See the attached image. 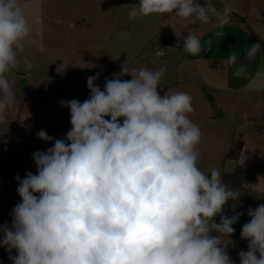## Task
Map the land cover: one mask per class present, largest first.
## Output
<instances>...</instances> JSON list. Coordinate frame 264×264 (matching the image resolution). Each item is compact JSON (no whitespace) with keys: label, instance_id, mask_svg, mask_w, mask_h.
Segmentation results:
<instances>
[{"label":"clouds","instance_id":"1","mask_svg":"<svg viewBox=\"0 0 264 264\" xmlns=\"http://www.w3.org/2000/svg\"><path fill=\"white\" fill-rule=\"evenodd\" d=\"M231 11L226 6L217 15V27L228 23ZM153 14L210 21L197 0H139L128 19ZM32 34L20 0H0V124L15 103L4 74L17 67ZM115 36L128 38L125 32ZM211 46L210 40L202 46L194 32L183 37L191 56ZM260 50V43L252 44L247 57ZM221 62L234 66L237 57ZM31 67L26 60L25 69ZM166 71L130 70L125 63L103 90L94 83L97 73L87 78V99L66 102L70 130L46 151L33 153L35 174L15 178L22 199L11 210V224L0 226V247L12 264H235L227 246L243 213L235 206L234 215L222 213L241 193L226 186L219 170L205 173L197 166L201 130L188 116L192 98L179 91L160 95ZM245 72L241 65L233 75ZM125 74L131 79L119 78ZM36 135L54 140L44 130ZM247 215L241 238L248 250L238 253L239 264H264V204Z\"/></svg>","mask_w":264,"mask_h":264},{"label":"rangeland","instance_id":"2","mask_svg":"<svg viewBox=\"0 0 264 264\" xmlns=\"http://www.w3.org/2000/svg\"><path fill=\"white\" fill-rule=\"evenodd\" d=\"M55 6L62 7L63 5L60 2L59 5L54 4ZM53 9L51 7L48 8L49 11ZM58 10L59 12L62 11V9ZM71 16H75V14ZM62 18H64V15ZM63 24L64 32L59 30L60 27L56 28L59 32L56 36V33L50 36V29L44 30L41 34L42 37L46 38L43 45H47L41 47L38 42V48L43 52L40 56L47 57L43 58L44 64L41 61L44 65L43 67L31 68L28 70L31 72L29 75H14L13 71L21 73L26 71L25 66H23L25 65V59L21 57L24 55L23 53L25 51L27 55L36 53L35 47H28L23 50V53L18 54L17 67L10 69L4 74L15 94V103L7 110L5 122L0 124V226L5 222H8L9 225L11 224V210L22 199L17 192L19 182L15 179L16 176L19 175L24 178L29 171L34 174L37 172L32 158L33 153L37 150L32 151L31 144L32 140H34L35 144L36 133L40 130L48 131L50 134L51 132L61 133L64 138L67 131L71 128L70 109L66 106V102L72 100V96H76L75 99L81 102L90 96L87 78H77L81 75L80 71L72 72L73 77L77 79H71L69 74V76L62 78L60 75H56L55 72H51V68L54 66V59L60 55L72 61L80 58L78 63L86 62L90 58L88 54H79L81 48H76V45L70 43L72 40L78 41L83 37L88 39V34L85 35L86 31L82 32L80 28L81 32L75 31L78 33H75V36L69 35L71 33L68 32L65 23ZM53 27L52 22L49 27L46 25V28L53 29ZM84 49L87 48L84 47ZM156 49V56H152L150 60L151 53L146 52L147 57L144 60L128 61L130 53L125 52L119 56L120 61L115 60L118 64L113 62L111 55H102L104 56L103 59L108 58L110 61L107 59L108 64H101L99 60H96L100 56L98 55L95 58L93 56L92 60L90 58V62L86 63L87 67L83 68L86 69L87 75L100 74L94 83L103 90L105 80L116 78L125 63L130 70L147 68L155 71L162 66L166 67L167 71L161 80L163 86H158V91L162 96L167 92L171 94L177 91L185 92L191 96L194 112L188 114V116L201 130V140L196 146V151L199 153L197 166L200 170L205 173H208L209 169L212 168L219 170L223 182H226L225 184L229 188L231 187L228 183V178H225L226 174L237 173L238 167L241 166L250 170L249 181L244 182L242 180L240 186L233 188L238 189L241 196L237 201H231V206H235L237 213H243L238 221H242L245 215L251 219L245 211L248 208L255 209L260 204H264V102L256 106L255 103L241 98L238 99V95H234L232 92H236L241 85L259 88V90L264 91V64L258 76L255 72L256 79L249 83L245 80V82H242L243 79L237 78V76L231 74V71H225L223 67H218L217 72L213 74L214 77L209 76L206 66L214 64L216 67L215 64L217 62L212 59L217 58L214 57L216 54L211 55L209 51L206 52L208 54L204 57L211 58L212 62L204 65L200 62V60H204L202 58L199 60L192 58L185 64V53H182L181 50L173 51V54L176 53L183 57L176 63L177 67H174L175 64L165 57L166 52L163 50V43H160V46ZM113 53L115 54L114 50L111 54L113 55ZM61 59H64V57ZM111 62H113L112 66ZM260 63H264V57ZM115 64L120 66V69H116L118 74L113 69L116 67ZM59 65L56 64L54 67L57 69ZM93 65L98 66L96 68H101L102 70L98 69L93 73L94 71H91ZM252 67L255 66L252 65ZM43 68H49L50 71L42 70ZM33 71L36 72L32 73ZM42 71L46 72V74L42 73ZM45 76L46 78H44ZM119 78L126 81L130 80L131 76L125 74ZM200 83L201 85L198 86ZM221 90H228L229 92H224L221 95V99L225 104L223 106L214 100L217 95L213 93ZM240 96L246 98L244 95ZM261 97H264L262 92L253 94L252 99L256 102V99ZM250 107H254V109L248 110ZM246 111H248L249 115ZM49 147H52V144L42 142V151H46ZM232 214L234 215L235 213L232 211ZM219 221L220 217L217 216L216 222L219 223ZM0 236H2V233ZM230 240L231 243L227 246V251L235 264H238L237 255L239 252L237 249L242 246L243 242L248 243V240L240 238L236 232L231 235ZM2 248L4 249V247ZM3 249V253L0 256L2 264H12L9 259V253ZM15 254L16 250L13 249V255Z\"/></svg>","mask_w":264,"mask_h":264},{"label":"crops","instance_id":"3","mask_svg":"<svg viewBox=\"0 0 264 264\" xmlns=\"http://www.w3.org/2000/svg\"><path fill=\"white\" fill-rule=\"evenodd\" d=\"M60 2L63 6H55V8L54 4L59 5ZM20 3L24 6L26 15L29 16L33 27L32 38L29 40L31 42L28 41L25 43L24 50L28 47L36 48V53H33L34 56L32 54L27 55L26 51H23L24 53H21L25 56L23 55L21 57L25 59V61L31 62L32 69L43 67V58H47L45 56H40L43 52L38 48V42L41 47L47 46L43 45L44 40H46V38L41 36L43 31L50 29V36L54 33H56V36L59 34L56 28L60 27L59 30L64 32L65 28L63 23H65L68 32L71 33L69 35L75 36L78 34L75 31H86L85 35L88 34V39L83 37L81 40H72L70 43L76 45V48L80 47L79 54H88L91 60L93 56L95 58L100 55L96 60H99L101 64H108V58L103 59L105 55H111L114 60L113 62H116L120 59L119 56L125 52L130 53V58L127 59L128 61H135L137 59L144 60V58L147 57L146 52L151 53L149 57L150 60L152 56H156V48L160 46V43H163V50L166 52L165 57L169 58V60L175 64L174 67H177L176 63L180 61V59H183V57L176 53L173 54V51L177 52L181 50L182 53H185V64L192 58L195 60H199L200 58L204 59L200 60L202 65L211 63V58L204 57L208 54L206 52H211V55L216 54L214 57L217 58H212L214 62L217 61L215 64L216 67L214 64H208L206 66L209 76L212 77H214L213 74L217 72L218 67H223L225 71H231V74H233L236 68L243 65L246 68V72L244 75L237 78L243 79L242 82L248 81L250 83L256 79L255 72L258 76V73L262 71L263 68L264 63L260 62L264 57V0H197L200 6H206L208 9V14L210 16V21L208 23H191L189 19L179 18L175 16V14H153L129 20L128 11L132 5L138 4L139 0H20ZM226 6L232 9L229 21L222 28L217 27V15L221 14ZM50 7L54 9L49 11L48 8ZM58 9H62L64 12H59ZM74 14L75 16H71ZM63 15L64 18H62ZM51 22L55 27V29L53 27L54 30L52 28H46V25L49 27ZM117 32L127 33L128 38L125 40L117 39L115 36ZM189 32H194L201 37L202 46L206 45V42L210 40L212 42L211 49L209 48L207 51L202 50L196 56L187 54L183 50V37H186ZM217 32L222 33V35L217 36ZM85 35L83 34V36ZM256 43L261 44V50L256 53L254 58L250 59L247 57V50L251 48L252 44ZM84 47L87 49H84ZM113 50L115 54L113 53L112 55L111 53ZM232 54H235L237 57L236 65L224 66L221 61H226ZM62 57H64V59H61ZM79 59L80 58H77L76 61H72L60 55L54 59L53 63L54 66L60 64L59 68L56 69L53 66L51 72H55L56 75H60L62 78L70 75L72 79L74 78L72 72L80 71L79 73H81V75L77 78H88L90 75L86 74V69L83 67H87L86 63L90 61L78 63ZM154 59L156 58L154 57ZM48 61L50 63V60ZM113 62H111V66ZM116 63L118 64V62ZM50 64H52V62ZM117 64H115L117 68H113L116 74H118V70L116 69H120V66H117ZM252 65L255 67H252ZM96 67L98 66L93 65V69L91 70L94 71L93 73L98 69L102 70ZM102 68L104 69L103 66ZM42 70L50 71L49 68H43ZM13 72L14 75L18 76L31 74L28 70L23 71V73ZM35 72L36 71H33L32 73ZM42 73L46 74V72L43 71ZM93 75L96 74H92V76ZM44 78H46V76ZM200 85L201 83L198 86ZM239 90H241V93ZM224 92H228V90L213 92L214 95H217V97H214V100L218 104L221 103V106L225 105L221 99V95L224 94ZM260 92L264 94V91L259 90V88L241 85L240 88L237 89L236 92H232V94L238 95V99L241 98L245 101L255 103L257 106L264 102V97L256 99L255 102L252 96ZM240 95H244L246 98ZM75 97L76 96H72V99H75ZM253 109L254 107H250L248 110L251 111ZM246 113H248V111H246ZM1 248L2 247H0V256L3 253V248ZM1 260L0 258V264H2Z\"/></svg>","mask_w":264,"mask_h":264},{"label":"trees","instance_id":"4","mask_svg":"<svg viewBox=\"0 0 264 264\" xmlns=\"http://www.w3.org/2000/svg\"><path fill=\"white\" fill-rule=\"evenodd\" d=\"M32 146L34 145V140H32ZM33 151V150H32ZM238 171L235 174H226L225 178H228V183L230 184L231 188H237L238 186L241 185L242 180L244 182L249 181L250 178V170L245 168V167H238ZM226 183V182H224ZM249 209V208H248ZM247 212V210L245 211ZM224 215H228L229 217L232 216V206H231V201H229V204L225 206L223 213ZM250 221V218H248L245 215V218L242 221H237L234 225L233 228L235 229L234 232L238 233L239 236H241V230L243 224L247 223ZM220 222V221H219ZM215 234V233H214ZM5 250V248L3 249Z\"/></svg>","mask_w":264,"mask_h":264},{"label":"built area","instance_id":"5","mask_svg":"<svg viewBox=\"0 0 264 264\" xmlns=\"http://www.w3.org/2000/svg\"><path fill=\"white\" fill-rule=\"evenodd\" d=\"M46 133L48 135L54 137V140H52V141H44V140L40 139L39 137H37V139L35 140V144L32 146V150L33 151H36V150L37 151L38 150L42 151V149H41L42 142H44V143L48 142L49 144H52V146H53L56 139H63V136H61L62 135L61 133L60 134H56L55 132H51V134H50L48 131H46ZM237 250H238V252H240L241 250L247 251L248 250V243L247 242L246 243L243 242L242 246L239 249H237ZM237 263L239 264V255H237Z\"/></svg>","mask_w":264,"mask_h":264},{"label":"bare ground","instance_id":"6","mask_svg":"<svg viewBox=\"0 0 264 264\" xmlns=\"http://www.w3.org/2000/svg\"><path fill=\"white\" fill-rule=\"evenodd\" d=\"M239 237H241V236H239Z\"/></svg>","mask_w":264,"mask_h":264}]
</instances>
